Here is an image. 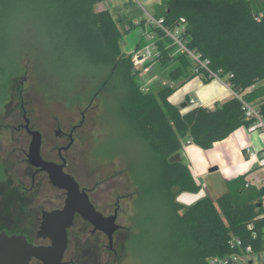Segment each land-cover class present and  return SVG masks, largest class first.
I'll return each instance as SVG.
<instances>
[{"label": "trees", "instance_id": "1", "mask_svg": "<svg viewBox=\"0 0 264 264\" xmlns=\"http://www.w3.org/2000/svg\"><path fill=\"white\" fill-rule=\"evenodd\" d=\"M100 1L41 0V3L44 12H48V21L57 29V37L71 39L75 45H86L93 62L109 66L89 98L72 102H92L99 96L106 107L105 94L115 93L119 117L149 150L147 172L141 174L142 179L137 177L131 163L129 170L137 186L136 198L149 197L160 207L156 216L149 210L140 217L135 212V229L130 230L126 243L128 250L136 256L153 247L169 245L175 256L186 264H208V257L232 252L228 239L236 234L242 238L244 246L252 245L258 251L264 229L261 204L264 187L257 190L251 184L247 186L246 173L231 179L228 191L216 199L206 194L191 204L182 203L179 195L198 193L202 186L191 163L183 158L172 159L182 153L187 141L210 149L242 126L248 128L252 121L246 119L243 103L231 96L215 107L197 105L185 110L170 101L176 87L165 85L156 93L144 91L139 79L141 69L134 64V53L123 51L124 32L109 9L96 10ZM24 2L0 0V56L9 37L7 27L19 7L26 5ZM163 5L165 9L158 16H163L171 28L181 24L184 18L188 47L207 59L214 72L223 76L233 74L229 81L245 100L263 97L264 0H163ZM139 25L147 30L145 21ZM134 26L131 23L128 31ZM153 30L161 52L156 61L167 66L172 63L171 41L161 30ZM146 44L144 35L136 51ZM23 58L13 65L0 62V107L10 100V81L22 72L26 60ZM177 62L172 80L191 72L195 75L185 53L179 55ZM152 63L148 61L145 66ZM253 85L256 87L250 90ZM187 102L189 106V100ZM257 102L264 113V97ZM98 153L95 155L102 156ZM7 173L8 165L0 161V182ZM40 215V209L28 208L20 229L31 241L37 238ZM73 242L72 249L76 245Z\"/></svg>", "mask_w": 264, "mask_h": 264}, {"label": "rangeland", "instance_id": "2", "mask_svg": "<svg viewBox=\"0 0 264 264\" xmlns=\"http://www.w3.org/2000/svg\"><path fill=\"white\" fill-rule=\"evenodd\" d=\"M28 1L25 0L26 5L19 7L12 16L7 27L8 43L6 42L0 56V62L9 65L18 62L19 58L26 59L22 72L10 81V100L0 107V161L8 165L7 176L0 182V231L25 234L20 229L28 208L36 211L51 210L55 206H61L65 197L61 190L53 187L43 176L33 180L35 168L26 160L31 136L25 130L14 133L8 126L17 122L25 124V110L31 127L43 135V156L60 162L58 148L62 146V140L56 132H70L74 125L81 123L84 112V124L75 131L72 148L64 152L68 170L83 186L92 189L93 201L106 214H112L119 201L118 223L127 229L122 232V239L116 245L117 252L109 251L106 246L103 251L93 252V258L96 259L94 264H186L175 256V251L169 245L153 247L136 256L125 245H121L129 237V229H135V212L140 217L148 210L155 216L159 211L160 206L155 200H149L145 196L136 198L137 186L129 170L131 163L137 177L142 179L141 174L147 172L145 169L148 167L149 150L119 117L115 93L105 94L106 107H103L99 96L92 102H72L89 98L109 66L93 62L86 45H75L71 39L57 37V29L48 21V12H44L41 0ZM95 8L101 10L99 3ZM141 13L137 19L147 20L148 13L143 9ZM127 24L131 26V22ZM119 27L124 32L123 51L137 54V34L140 28L134 26L125 31L124 26ZM148 29V33H155L151 26ZM171 48V64L164 66L165 64L156 61L148 71L142 66L139 68L141 84L147 78L159 77L153 86L145 85V90L156 93L172 79L171 74L177 68V63L173 60L177 61L180 53L176 47ZM186 57L191 64L190 70H194L193 58L189 54ZM263 97L261 95L250 102H255L257 106V101ZM247 133L254 151L264 147L263 129ZM95 152L102 156H96ZM182 158L189 162L185 151H182ZM241 169L242 174L248 173L246 180L252 188L260 190L264 187V167L254 164L252 170L246 165ZM224 185L223 173L216 171L208 179L201 180L202 188L198 193H182L178 200L189 203L206 194L214 198L224 192ZM211 186H220L221 191L215 193L211 191ZM135 198L138 199L139 208L138 205L134 207ZM34 242L42 243L37 238H34ZM72 255L70 252L67 259ZM253 258L254 264H263L261 256ZM31 264L38 263L32 261Z\"/></svg>", "mask_w": 264, "mask_h": 264}, {"label": "water", "instance_id": "3", "mask_svg": "<svg viewBox=\"0 0 264 264\" xmlns=\"http://www.w3.org/2000/svg\"><path fill=\"white\" fill-rule=\"evenodd\" d=\"M187 105L188 103L184 102L180 107L185 108ZM24 117V127L31 136L27 152L28 163L45 171L51 185L64 190L66 197L61 208L44 210L42 213L38 237L50 240V243L37 244L31 241L26 234H10L7 231H0V264H30L33 260H38L42 264H66L64 257L69 244V229L74 224L76 215L91 222L95 230L105 232L112 244L114 233L121 226L116 222L118 212L106 216L96 208L87 190L81 188L80 182L73 174L65 171L66 160L64 157H62V162L47 160L43 157L42 133L31 128V121L26 113ZM68 147L59 148L60 154L62 149ZM172 159L181 160L182 153L176 154ZM216 170H218V166H213L209 172Z\"/></svg>", "mask_w": 264, "mask_h": 264}, {"label": "crops", "instance_id": "4", "mask_svg": "<svg viewBox=\"0 0 264 264\" xmlns=\"http://www.w3.org/2000/svg\"><path fill=\"white\" fill-rule=\"evenodd\" d=\"M98 3L101 9H109L114 20L118 25L124 26L123 29L125 31H128L130 27V25L127 24L128 22L138 26V28H140L137 34L139 37L138 42L144 35L147 39V34L150 30L148 29V25L146 31L139 25L142 21L146 22V20L137 19V17L142 14L141 9L157 16L165 9L163 0H142L141 3L137 0H101ZM140 51L141 50L137 51V53ZM174 63H177L178 66L177 61H174ZM158 78L159 77L155 78V76L147 78L145 82L141 84L142 89L147 92L148 90H145L144 86H149V84L153 86ZM166 84L177 88L170 97L171 102L181 105L189 100L190 105H187L186 108H184L185 110L197 105L215 107L233 96L231 91L218 78L209 77L207 75L200 77L196 73L193 75V72L188 76H181L176 80L170 79L165 85ZM247 132L248 130L242 126L226 139L216 142L210 149H203L195 143L186 142L183 151L186 153V159L192 164L193 172L200 184L201 180L208 179L213 173L209 172V169L213 166H218V170L216 171L222 172L225 179L223 192L225 193L229 189V181L239 175H243L242 166L246 165L252 170L254 164L247 161L244 151L246 146H252ZM211 191L219 193L221 187L211 186ZM219 196L214 197V199ZM194 201L196 200L186 204H191Z\"/></svg>", "mask_w": 264, "mask_h": 264}, {"label": "built area", "instance_id": "5", "mask_svg": "<svg viewBox=\"0 0 264 264\" xmlns=\"http://www.w3.org/2000/svg\"><path fill=\"white\" fill-rule=\"evenodd\" d=\"M141 3L142 0H137ZM147 25L151 26L153 29H159L164 33V37L171 41L170 46L176 47L177 51L182 54H189L194 60V71L195 73L202 76H209L218 78L226 87L231 91L232 95L237 97L243 103V107L246 113V119L251 120L252 124L246 128L248 131H254L256 129L264 130V113L259 105L256 106L255 102H250L244 99L243 95L237 93L229 79L233 77V74L221 75L220 73L214 72L209 67V61L203 59L202 55L192 49L187 45V40L184 38V33L186 31L185 19L182 18V23L178 26L171 28L166 25L165 18L163 16H155L148 13V18L146 20ZM159 45L157 43V34L148 33L147 34V44L141 49V51L134 55V64L136 68L141 66L145 71L151 68L150 66H145L146 62H155L160 55ZM256 86L253 85L250 90L254 89ZM245 156L247 161L252 164H257L259 167H264V147L259 149V151H254L250 145L244 148ZM247 186L250 185L248 182ZM264 210V195L261 202ZM264 214V213H263ZM252 228V226H249ZM256 233L254 232V237ZM228 244L232 249V252L227 255H213L207 258L208 264H254L253 256H261L264 264V229L261 240V248L255 251L252 245L244 246V242L241 237L236 234H232L228 239Z\"/></svg>", "mask_w": 264, "mask_h": 264}, {"label": "flooded vegetation", "instance_id": "6", "mask_svg": "<svg viewBox=\"0 0 264 264\" xmlns=\"http://www.w3.org/2000/svg\"><path fill=\"white\" fill-rule=\"evenodd\" d=\"M25 113H26V111L24 110V114ZM24 114H23V117H24ZM82 117H83V119L81 120V123L78 124V125H74L71 128L70 132H68V133H66L64 131H60V132L57 131L56 132V134L59 136L58 138L62 140V146H60L59 148L69 146L67 149H62L61 154L59 152L60 162H62V157H64L65 160H66L65 171L68 172V173H71V172L68 170V160L64 156V152H67V151H69L72 148V146H73V144L75 142V136H74L75 135V131L84 124V120H85V113L84 112L82 114ZM30 125H31V123H30ZM8 127L11 128V130L14 133L15 132H22L24 130L27 132V130L24 127V124L19 123V122H17L16 124H12L11 126H8ZM42 147H43V140H42ZM59 148H58V151H59ZM51 161H54V160H51ZM30 166H32V165H30ZM32 167L35 168V172L33 174V180L36 177H38V176H40V177L45 176V178H48V181H49V176H48V174L45 171L39 170L38 168H36L34 166H32ZM80 185H81L82 189H86L87 190L91 201L95 204V202L92 199V194H91L92 193L91 192L92 189L88 188L86 186H83L81 184V182H80ZM56 189H58V188H56ZM58 190H60V189H58ZM61 191L64 193V196L66 197V192L64 190H61ZM65 197H64V200H65ZM63 204H64V202H63ZM63 204L61 206L56 207V208H52L51 210L57 209V208H61L63 206ZM95 206H96V208L99 211H101L106 216H111V215L115 214L116 211H117L118 212V218H117L116 222L118 223L119 213H120L119 212V201H118L117 206H116V208H115V210H114V212L112 214H106L96 204H95ZM44 210H47V209H42L41 210L40 223H41L42 213H43ZM118 224L121 225V226L114 233L113 243L110 244L108 236L106 235L105 232H103L101 230H95L94 229V225L91 222H89L88 220H85L80 215H76V217L74 219V224L69 229V244H68V248L66 250L65 257H64V261L66 262V264H94L96 259L93 258L94 255H95L93 252H96L97 250L103 251L105 249V246L108 247L109 251L117 252L116 245L120 241L119 239H122V232L127 230V229H125V227L122 224H120V223H118ZM39 227H40V224H39ZM38 230H39V228H38ZM129 231H130V229H129ZM81 237H82V239H81ZM37 238L40 239L38 237V231H37ZM127 239L125 240L123 238V240H125V243L124 244L121 243V245H125L127 247V245H126ZM72 240L74 241L73 243H76V245L73 247L74 248L73 251H72V248L70 246ZM40 241H42L41 244L50 243V240L40 239ZM106 242H108V243L106 244ZM70 252L73 255L68 260L67 258H68V255H69ZM33 261H36L38 264H42L38 260H33ZM31 263H32V261H31Z\"/></svg>", "mask_w": 264, "mask_h": 264}]
</instances>
